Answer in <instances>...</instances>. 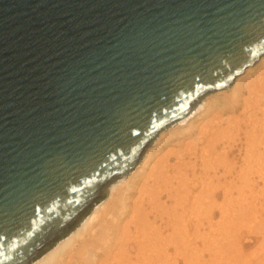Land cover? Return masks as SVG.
I'll use <instances>...</instances> for the list:
<instances>
[{
    "label": "water",
    "instance_id": "water-1",
    "mask_svg": "<svg viewBox=\"0 0 264 264\" xmlns=\"http://www.w3.org/2000/svg\"><path fill=\"white\" fill-rule=\"evenodd\" d=\"M263 56L264 0H0V264L68 236Z\"/></svg>",
    "mask_w": 264,
    "mask_h": 264
},
{
    "label": "bare ground",
    "instance_id": "bare-ground-1",
    "mask_svg": "<svg viewBox=\"0 0 264 264\" xmlns=\"http://www.w3.org/2000/svg\"><path fill=\"white\" fill-rule=\"evenodd\" d=\"M248 80L247 90L243 91ZM201 107L210 116L213 114V118L199 128L194 146L191 145L190 150L177 149L152 166L151 162L157 159L158 146L176 135L183 138L184 130L193 127L191 119ZM237 109H242V118L226 116ZM243 139L247 142L246 151L239 154L243 156V162L238 168L240 159L236 162L234 148L239 146L238 141L243 146ZM199 159L206 168H211H204L200 176L196 168ZM191 160H195V164L189 171L187 167ZM146 167L151 168L149 182L139 191L138 180L148 171L145 172ZM236 193L246 208L235 207ZM137 194L135 199L133 196ZM251 198L256 202L252 211L256 217H263L264 56L236 77L229 88L208 94L188 118L162 131L135 169L125 179L110 185L106 198L81 224L31 264H170L167 247L163 246L166 242H162L163 245L159 244L160 240L154 243L151 233L152 222L158 218L162 221L158 226L160 239L171 240L176 245L175 259L184 264H206L204 255L199 254L200 245L215 250L219 242L217 231H226L231 226V217L250 209L246 202ZM168 203L172 204L168 207ZM179 205H182V213L164 224L166 218L163 215L173 214L174 209L177 212ZM250 225L248 236H237L239 253L244 252V247H252L261 241L246 264H264V221L254 223L253 227ZM169 226L172 231L168 234L166 228ZM228 234L227 230L224 235Z\"/></svg>",
    "mask_w": 264,
    "mask_h": 264
},
{
    "label": "rangeland",
    "instance_id": "rangeland-1",
    "mask_svg": "<svg viewBox=\"0 0 264 264\" xmlns=\"http://www.w3.org/2000/svg\"><path fill=\"white\" fill-rule=\"evenodd\" d=\"M255 76L253 78H251L250 80H254ZM248 80L246 83H244V86L242 88V90H247V83L250 81ZM247 93V92H246ZM247 94H245V97H246ZM204 100V98L201 100V102L194 108L193 110V113L194 111L197 110V108H199L201 106V103L202 101ZM227 117L231 118V119H237V118H242V109H237L235 110L234 112H230L229 114H226ZM211 117L213 118V114L210 116L209 113H205L204 111V107H201L200 111L191 119V121L193 122V127L188 129V130H184V137L182 138V135L179 136V135H176L172 138H167L165 139L157 148V159L155 161H152L151 162V165L153 166L157 160H160L162 159L164 156L176 151L177 149H184V150H188L191 145L194 146V144L196 143V139H197V136H198V132H199V128H203L207 121L209 119H211ZM175 126V125H174ZM186 126V125H185ZM159 137V136H158ZM244 137V135L242 134V138ZM253 138V136H252ZM252 138L250 139V142L252 141ZM156 141V140H155ZM195 141V143H194ZM239 144V146H236L234 148L235 150V155H237L236 157V162L238 160V158L240 159L237 163V167L239 168L240 166H242V163L243 160H242V157L239 156V154H242L243 152L246 151V147L245 145L247 144V142H245V139H243L242 143H243V146H240V143L239 141L237 142ZM154 144V143H153ZM181 144V146H180ZM188 144V145H187ZM240 149V150H239ZM190 150V149H189ZM222 149L219 150V152H221ZM241 151V152H239ZM146 153V152H145ZM159 156V157H158ZM155 162V163H154ZM175 162V161H174ZM173 162V163H174ZM197 162V161H196ZM195 164V160H191V165L188 168V170L190 171L193 167V165ZM150 165V166H151ZM218 165V163L216 164ZM149 166V167H150ZM216 167V166H215ZM198 173L200 172V174L198 176L201 175V173L204 171V168L205 169H211L210 167H205L204 166V163L202 162L201 159L198 160ZM148 170V171H147ZM150 170L151 168L149 169L148 167H146V174L143 175V177H141L138 182H139V191L140 189L144 188L147 184V182H149V177H150ZM145 176V177H144ZM197 176V177H198ZM196 177V179H197ZM200 178V177H199ZM143 180V181H142ZM141 181V182H140ZM142 184V185H141ZM139 194L133 196L135 199L138 197ZM238 194L236 193L235 194V197H234V200H233V204L235 205V207L238 209L239 207H243V208H246L244 206V202H241L238 200ZM166 201V200H165ZM243 203V204H242ZM248 203V206H247V209L248 207L250 209H248L247 211H245L244 213L242 214H236V216H233L231 217V221L232 223L234 222L235 224H231L230 228H227L226 231L228 230L229 232V236L227 235H224L226 234V231L223 230V229H219L217 231V244H218V247L215 248L214 252L213 250L211 249H207V248H203L202 245H200L199 247V254H202L204 255V259L207 261L206 264H209L208 262H211L212 264H241L243 261L244 263L246 264V262L248 263L249 262V259L251 260L253 258L252 254L254 253V248L255 247H259L260 244H261V241H259V244L258 242L252 247H244V252L243 253H239V244H238V238L237 236L241 237V234L242 235H245L248 236L250 233L248 230H249V227L251 228V225L252 224V227L254 226L253 224L256 223V222H260V221H264V216H258L256 217V214L254 211H252L253 209V206L256 205V202H254L253 198L251 199H248V201L246 202ZM172 203H168V207L169 205H171ZM239 204H241L242 206H240ZM263 204V203H262ZM172 209V208H171ZM180 213H182V205H179L177 206V212L176 210L174 209V216L173 214L171 213H168L167 214H164L163 216L166 218V220L164 221V224L166 223V221L168 222L169 220H171L173 217H177V215H180ZM162 214V213H160ZM170 214V215H169ZM255 214V215H254ZM159 215V214H158ZM168 215V216H167ZM252 215V216H251ZM254 215V216H253ZM169 218V219H168ZM233 218V219H232ZM247 218V219H246ZM252 218V220H251ZM220 218L217 219V221L219 220ZM239 219V220H238ZM256 219H259L256 221ZM154 218H151V221H153ZM156 222L154 223V221L152 222L153 223V228L151 229V233L153 234V240L154 243L156 241H161L159 244H162V242H166L165 245L163 246H166V250H168V254H169V258L171 259V262H169L170 264H184L183 261H181L180 259H175V247L176 245L173 244V242L170 240V241H162V239H160L161 237V234H158L159 230H158V226H160L162 224V221L160 218L156 219L155 220ZM174 221V220H173ZM220 221V220H219ZM244 221V222H243ZM247 221V222H246ZM252 221V223H251ZM243 222V224H242ZM246 222V224H245ZM250 222V223H249ZM241 223V224H240ZM233 225V226H232ZM239 225L242 227H239ZM166 227V226H164ZM155 228V229H154ZM247 229V230H246ZM231 230V231H230ZM238 230V231H237ZM166 231H168V234L170 233L171 230V227H167L166 228ZM237 234H236V232ZM242 233H240V232ZM224 232V233H223ZM231 232V233H230ZM235 236V238H234ZM169 238V237H168ZM172 238V237H171ZM237 238V239H236ZM234 239V240H233ZM232 241V242H231ZM229 242V243H228ZM235 243V244H234ZM237 243V245H236ZM158 244V245H159ZM220 245V246H219ZM259 245V246H258ZM230 246V247H229ZM251 246V245H250ZM252 248V249H251ZM236 249V250H235ZM220 250V251H219ZM231 250V251H230ZM209 251V253H208ZM248 251V252H247ZM213 253V254H212ZM221 253V254H220ZM210 254H212L210 256ZM238 258H237V256ZM229 256V257H228ZM243 257L244 260H243ZM249 257V258H248ZM215 258V259H214ZM231 258V259H230ZM203 259V260H204ZM214 260V261H213ZM234 260V261H233ZM177 261V262H176ZM213 261V262H212ZM216 261V262H215ZM217 261L219 263H217ZM225 261V262H224ZM239 261V262H238ZM215 262V263H214ZM242 263V264H244ZM199 264H204V263H199Z\"/></svg>",
    "mask_w": 264,
    "mask_h": 264
}]
</instances>
